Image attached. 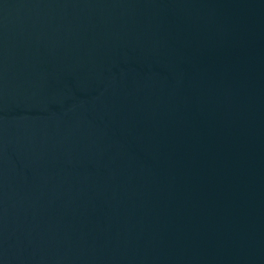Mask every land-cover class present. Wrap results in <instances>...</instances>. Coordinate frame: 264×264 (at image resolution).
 <instances>
[{
    "label": "water",
    "instance_id": "95a60500",
    "mask_svg": "<svg viewBox=\"0 0 264 264\" xmlns=\"http://www.w3.org/2000/svg\"><path fill=\"white\" fill-rule=\"evenodd\" d=\"M0 264H264V0H0Z\"/></svg>",
    "mask_w": 264,
    "mask_h": 264
}]
</instances>
